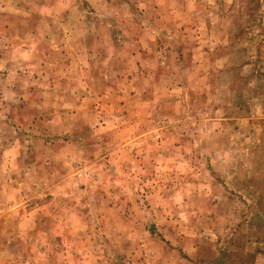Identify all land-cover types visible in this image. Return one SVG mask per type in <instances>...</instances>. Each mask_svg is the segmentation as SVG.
I'll return each instance as SVG.
<instances>
[{
    "label": "rangeland",
    "instance_id": "obj_1",
    "mask_svg": "<svg viewBox=\"0 0 264 264\" xmlns=\"http://www.w3.org/2000/svg\"><path fill=\"white\" fill-rule=\"evenodd\" d=\"M129 1L76 120L0 110V264H264V0Z\"/></svg>",
    "mask_w": 264,
    "mask_h": 264
},
{
    "label": "crops",
    "instance_id": "obj_2",
    "mask_svg": "<svg viewBox=\"0 0 264 264\" xmlns=\"http://www.w3.org/2000/svg\"><path fill=\"white\" fill-rule=\"evenodd\" d=\"M26 1L0 0V122L21 141L29 137L23 132L33 126L34 117L52 124L77 119L79 99H91L94 77L103 75L104 63L114 54V30L120 27L108 14L136 7L129 0H37L35 7ZM149 25L140 24V41L153 31ZM52 107L57 112L45 115Z\"/></svg>",
    "mask_w": 264,
    "mask_h": 264
}]
</instances>
